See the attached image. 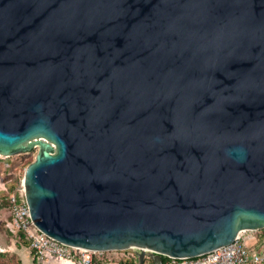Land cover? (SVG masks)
<instances>
[{
    "label": "water",
    "instance_id": "water-1",
    "mask_svg": "<svg viewBox=\"0 0 264 264\" xmlns=\"http://www.w3.org/2000/svg\"><path fill=\"white\" fill-rule=\"evenodd\" d=\"M33 223L195 258L264 230V0H0V154Z\"/></svg>",
    "mask_w": 264,
    "mask_h": 264
},
{
    "label": "built area",
    "instance_id": "built-area-1",
    "mask_svg": "<svg viewBox=\"0 0 264 264\" xmlns=\"http://www.w3.org/2000/svg\"><path fill=\"white\" fill-rule=\"evenodd\" d=\"M7 168H11V164L8 163ZM8 202L12 229L25 236L38 259L53 257L72 261L74 264H103L115 262L119 253L127 251H91L62 244L46 235L31 219L24 179L10 193ZM254 232L256 231H243L231 244L195 258L168 257L164 264H264V237L260 243ZM129 250L133 252L126 258L136 259L140 250L136 248Z\"/></svg>",
    "mask_w": 264,
    "mask_h": 264
},
{
    "label": "rangeland",
    "instance_id": "rangeland-1",
    "mask_svg": "<svg viewBox=\"0 0 264 264\" xmlns=\"http://www.w3.org/2000/svg\"><path fill=\"white\" fill-rule=\"evenodd\" d=\"M37 154V149L10 158L0 154V264H33L29 241L22 233L12 229L8 197L22 182L26 168ZM8 163L11 168H7ZM261 231L254 233L263 236Z\"/></svg>",
    "mask_w": 264,
    "mask_h": 264
},
{
    "label": "crops",
    "instance_id": "crops-1",
    "mask_svg": "<svg viewBox=\"0 0 264 264\" xmlns=\"http://www.w3.org/2000/svg\"><path fill=\"white\" fill-rule=\"evenodd\" d=\"M256 237L258 238L259 242L261 243L263 236L262 235H259V236L256 235ZM132 252H133L132 250H127V251H124L122 253H119L117 255L118 259L115 262L103 263V264H131V262L139 264L138 257L136 259L135 258H132V259L126 258L127 255L132 254ZM31 259L33 261V264H74L72 261L60 260V259L53 258V257H48V258L43 259V260L38 259L35 255V253H33V257ZM164 263H165V259H164V257H162V264H164ZM145 264H161V263L158 261L154 262L153 260L147 258Z\"/></svg>",
    "mask_w": 264,
    "mask_h": 264
},
{
    "label": "trees",
    "instance_id": "trees-1",
    "mask_svg": "<svg viewBox=\"0 0 264 264\" xmlns=\"http://www.w3.org/2000/svg\"><path fill=\"white\" fill-rule=\"evenodd\" d=\"M261 232L264 234V230H262ZM263 237H264V235H263ZM32 252L34 253V251H32ZM0 256H2L1 253H0ZM164 259H165V261H166V260L168 259V257L164 256ZM131 264H136V263L131 262Z\"/></svg>",
    "mask_w": 264,
    "mask_h": 264
}]
</instances>
